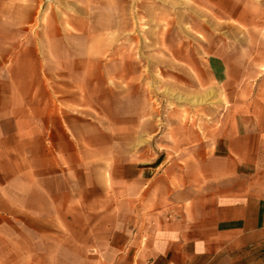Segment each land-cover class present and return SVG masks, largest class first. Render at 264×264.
Wrapping results in <instances>:
<instances>
[{
	"label": "crops",
	"instance_id": "crops-1",
	"mask_svg": "<svg viewBox=\"0 0 264 264\" xmlns=\"http://www.w3.org/2000/svg\"><path fill=\"white\" fill-rule=\"evenodd\" d=\"M44 5L0 0V264H264V87L217 127L93 118Z\"/></svg>",
	"mask_w": 264,
	"mask_h": 264
},
{
	"label": "rangeland",
	"instance_id": "rangeland-1",
	"mask_svg": "<svg viewBox=\"0 0 264 264\" xmlns=\"http://www.w3.org/2000/svg\"><path fill=\"white\" fill-rule=\"evenodd\" d=\"M44 6L55 10L62 32L71 30L77 59H93L86 76L77 64L72 87L82 98L92 82L93 118L123 113L126 123L146 110L158 125L217 127L244 100L245 84L264 87V0H45ZM246 65L253 81H245Z\"/></svg>",
	"mask_w": 264,
	"mask_h": 264
}]
</instances>
